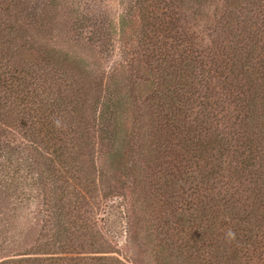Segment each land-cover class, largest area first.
<instances>
[{"label": "trees", "instance_id": "obj_1", "mask_svg": "<svg viewBox=\"0 0 264 264\" xmlns=\"http://www.w3.org/2000/svg\"><path fill=\"white\" fill-rule=\"evenodd\" d=\"M182 1L132 0L125 46L134 55L139 45L137 70L147 67L134 80L127 63L129 150H115L101 170L93 153L116 141L119 124L102 116L92 145L85 106L99 84L65 54L37 46L12 14L18 1L0 0V136L16 131L49 160L59 218L37 251L0 264H129L109 256L89 201L140 188L158 194L144 202L153 209L158 200L160 216L142 226L132 212L131 264L149 255L157 264H264V0H193L201 6L193 19L216 5L206 45L179 35ZM11 154L0 146V185Z\"/></svg>", "mask_w": 264, "mask_h": 264}, {"label": "rangeland", "instance_id": "obj_2", "mask_svg": "<svg viewBox=\"0 0 264 264\" xmlns=\"http://www.w3.org/2000/svg\"><path fill=\"white\" fill-rule=\"evenodd\" d=\"M17 1L18 6L12 14L20 15L18 20L26 25L34 43L37 46L46 45L57 53L65 54L71 61L78 62L99 84L92 88L87 98L85 119L93 127L94 147L98 145L96 129L102 116L109 119L111 125L119 124L116 141L107 144L104 152L97 150L95 155L93 153L99 168L108 169L110 157L115 150L120 155L129 150L123 143L126 129L124 120L131 113L129 96L132 95L131 87H127L124 81V72L126 68L129 69L127 63H132L134 80H139L137 76L147 67L143 63L145 67L137 70L138 62L144 60L139 45L133 46L136 52L134 55H129L125 46L132 0ZM217 1L222 3V0ZM182 4L179 35L183 40L193 36L201 41L203 37L206 45L210 37L206 27L213 22L216 5L210 1L201 20V16L192 18L194 13L201 10V6H196L197 2L183 0ZM4 18L6 21L10 19L8 14H4ZM137 89L134 94L140 91ZM110 112L121 113L120 118L117 114L119 123L110 118ZM7 132L0 136V146L12 153L13 166L3 172L5 177L2 176L4 181L0 185V261L37 251L38 246L48 242V238H53L59 222L56 183L49 171V160L32 148L20 133ZM8 173L9 176H6ZM141 189H137L138 192L131 196L125 193L121 196L114 194L89 201L94 212L91 225L95 232L103 235L102 241L111 244L110 250L113 253L109 256L129 264L137 254L139 245L129 233L126 234L132 212L137 213L136 219L142 220V226L156 224L160 216L158 200L154 201L153 209L147 208L144 202L146 195L141 193ZM148 190L145 187L143 192L147 194ZM75 192L78 190L75 189ZM157 195L156 192L149 194L153 199H157ZM149 256H145V264H157Z\"/></svg>", "mask_w": 264, "mask_h": 264}, {"label": "clouds", "instance_id": "obj_3", "mask_svg": "<svg viewBox=\"0 0 264 264\" xmlns=\"http://www.w3.org/2000/svg\"><path fill=\"white\" fill-rule=\"evenodd\" d=\"M233 235H234V234L231 233V232L228 233V236H229V237H231V236H233Z\"/></svg>", "mask_w": 264, "mask_h": 264}]
</instances>
